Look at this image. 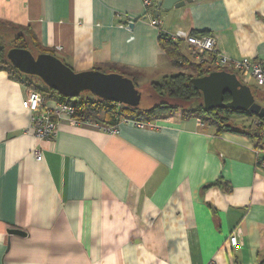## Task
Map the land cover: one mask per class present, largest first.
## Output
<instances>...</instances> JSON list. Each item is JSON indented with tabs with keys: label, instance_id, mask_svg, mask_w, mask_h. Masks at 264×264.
<instances>
[{
	"label": "crops",
	"instance_id": "obj_1",
	"mask_svg": "<svg viewBox=\"0 0 264 264\" xmlns=\"http://www.w3.org/2000/svg\"><path fill=\"white\" fill-rule=\"evenodd\" d=\"M153 1L0 0V36L28 28L76 71L114 63L156 81L178 71L162 32L195 62L212 57L184 40L190 34L214 36L233 60L264 61V0L167 10ZM233 71L260 102L255 86H264ZM28 89L0 69V264L264 263V129L222 130L175 112L145 126L120 122L115 133L63 118L53 138L38 139L23 105ZM240 115L239 129H249L252 116Z\"/></svg>",
	"mask_w": 264,
	"mask_h": 264
},
{
	"label": "trees",
	"instance_id": "obj_2",
	"mask_svg": "<svg viewBox=\"0 0 264 264\" xmlns=\"http://www.w3.org/2000/svg\"><path fill=\"white\" fill-rule=\"evenodd\" d=\"M197 33V32H195ZM15 42H19L18 47L31 50L34 54L52 53L56 54L55 50L42 47L38 39L31 29H25V32L18 33L14 37ZM160 46L167 53L173 66L179 68L177 72L165 75L158 81H150L149 84L152 91L153 104L149 107H142L141 104L137 107L121 105L117 101L102 98L92 92L84 91L79 97L74 99L77 107V117L82 121H94L103 126L119 124L123 119L151 123L159 118H166L175 112H181L184 117H200L211 124L217 125L222 130L235 131L243 134L253 135L260 133L264 129V115H257L248 111H237L228 108H213L206 109L204 106L203 94L196 89L192 78L203 76L215 68L208 61L195 62L187 58L180 49L181 39H173L167 33H161L159 38ZM9 48L2 46L0 48V69L7 70L11 77L18 79L26 84L29 88L38 90L45 95V98L59 95L63 100L66 98L56 90L49 88H41L13 66L8 58ZM58 56V55H57ZM211 62V61H210ZM105 72H117L128 78H131L139 87V81L143 77V71L129 66L109 63L98 68ZM26 74V73H25ZM89 92L92 95L85 97L83 93ZM256 94V93H254ZM256 97V96H255ZM230 100V96H225V101ZM237 113L247 114L256 118V127L249 129H237L232 124H229V117L226 114ZM264 264V263H261Z\"/></svg>",
	"mask_w": 264,
	"mask_h": 264
},
{
	"label": "water",
	"instance_id": "obj_3",
	"mask_svg": "<svg viewBox=\"0 0 264 264\" xmlns=\"http://www.w3.org/2000/svg\"><path fill=\"white\" fill-rule=\"evenodd\" d=\"M193 0H158L163 9L183 6ZM134 23L130 24L132 27ZM8 58L21 72L41 78L49 87L66 98H77L84 91L117 101L122 105L137 107L142 100V91L131 78L117 72H105L99 69L76 71L63 59L52 53L34 54L20 47L9 49ZM196 89L203 94L206 109L228 108L264 115V104L258 102L250 85L244 83L232 69H215L210 73L192 78ZM229 95L230 100L225 101ZM9 233L25 235L17 228Z\"/></svg>",
	"mask_w": 264,
	"mask_h": 264
},
{
	"label": "built area",
	"instance_id": "obj_4",
	"mask_svg": "<svg viewBox=\"0 0 264 264\" xmlns=\"http://www.w3.org/2000/svg\"><path fill=\"white\" fill-rule=\"evenodd\" d=\"M147 7H151L154 3L153 0H144ZM118 17H123L120 13ZM132 20H127L124 23L126 27H130ZM173 39H177L172 37ZM190 46H192L199 54H207L212 57L209 59V63L216 69H233L243 74L251 75L259 86H264V61L252 60L248 57L242 59H231L225 53L219 50L216 38L209 34H190L184 39ZM198 59H202L199 56ZM211 61V62H210ZM75 98H65L60 101L54 107H47L45 95L35 89L29 88L25 98L23 99V105L29 109L32 113L31 116V130L38 139H50L53 138L58 130L59 122L63 118L71 119L74 121H82L77 117V107L73 101ZM120 104V103H119ZM122 105V104H121ZM123 121H129L123 119ZM139 126H145L150 123L134 121ZM107 130L112 133L117 132L118 124L113 126H106ZM37 157L41 159V154L38 152ZM261 166H264V161L261 162ZM233 245L238 244L237 235L231 237Z\"/></svg>",
	"mask_w": 264,
	"mask_h": 264
},
{
	"label": "rangeland",
	"instance_id": "obj_5",
	"mask_svg": "<svg viewBox=\"0 0 264 264\" xmlns=\"http://www.w3.org/2000/svg\"><path fill=\"white\" fill-rule=\"evenodd\" d=\"M0 31H3V29H0ZM15 36H17V33H15V32L13 33L12 36H10V34H7L4 37L0 36V46L2 44L3 46H6V48L18 47L19 42H17V41L15 42V39H12ZM175 70H177V68ZM178 70H180V69L178 68ZM141 71H143L144 74H143V77L141 78V80L139 81V85H140L139 87L141 88L142 95H143L140 104H141L142 107L146 108V107H149V106H151L153 104V98H152V94H151L152 91H151V87H150L151 84H149V83H150V81H155L156 80V79H151V78H154L156 75H149L144 70H141ZM22 74H24L25 76L29 77L34 82L35 85H37V86H39L41 88H47V86L44 83V81L41 78H39L38 76L25 74V73H22ZM255 90L257 91V99L262 104H264V87L257 88L255 86ZM91 95L92 94L89 93V92L83 93V96H85V97H88V96H91ZM226 115L230 119L229 120L230 121L229 124H232L237 129L242 128V125H241V123H239V121H241L243 119V118H240V117H243V116H241L240 114H237V113H230V114H226ZM249 118H251V119L245 120L246 121V125L248 126V128H255L256 124H257L256 118L253 117V116L249 117ZM249 125H251V126H249Z\"/></svg>",
	"mask_w": 264,
	"mask_h": 264
}]
</instances>
